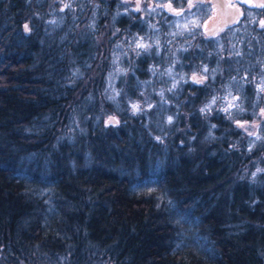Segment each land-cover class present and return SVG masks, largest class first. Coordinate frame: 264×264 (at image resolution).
Instances as JSON below:
<instances>
[{
    "label": "trees",
    "instance_id": "obj_1",
    "mask_svg": "<svg viewBox=\"0 0 264 264\" xmlns=\"http://www.w3.org/2000/svg\"><path fill=\"white\" fill-rule=\"evenodd\" d=\"M142 2L0 0V264H264L256 10L215 39Z\"/></svg>",
    "mask_w": 264,
    "mask_h": 264
},
{
    "label": "rangeland",
    "instance_id": "obj_2",
    "mask_svg": "<svg viewBox=\"0 0 264 264\" xmlns=\"http://www.w3.org/2000/svg\"><path fill=\"white\" fill-rule=\"evenodd\" d=\"M160 2H161V0H160ZM188 3L185 4L184 7H183V10H184V8H186L184 10V12L180 13L179 15H177V14H172L171 15V17H170V19H172L171 22H174L175 26H177L178 28L183 29V30H191L192 28H190V26H193V27L196 28L199 23H200V27L203 29L204 25H205V22H206L208 16L210 15V13L204 14L203 20H200L199 11L203 7L206 11L208 10V12H211V10L213 8L211 3L207 0L206 3H202L204 6L191 8V9H194V10H191V9L188 8ZM194 4L201 5L199 2H195ZM243 5H244V9H245L244 10V16L246 18L249 17V21H252V18H251L252 14H253L252 10L254 8H252V6H250L249 4H247L245 2H244ZM131 6H134V4H131ZM142 6H143V4L141 3V7ZM157 8H160V7H157ZM172 12H174V11H172ZM196 17H198V18H196ZM114 30H115V28H112L111 31L109 29L107 34L109 32H111V33L113 32L114 33L115 32ZM200 32H201V30H200ZM107 34H104V35L98 37V41L100 43H102V47L104 46V40H105ZM154 34H156V33H150V37H148L149 41H151L152 43H154L155 41H158V39H159L158 37H156V38L153 37ZM131 36H132V38L129 37V39L132 41L133 37H134V33L133 32L131 33ZM154 38H155V41L153 40ZM140 40L142 41L143 45H145L147 43V38L144 37V36L142 37V39H139V41H138L139 44H140ZM106 41H107V39H106ZM128 44H130V41L127 43V46H128ZM157 45H159V44H155V43L151 44L150 43V45H147V47L150 46L151 48L155 47V49H157L158 48ZM126 56H127V58H129L128 55H126ZM108 75L109 76L107 78V81L104 82V84H103L104 88H106L108 85H110L113 88H115V85H116L115 81H116V79L118 77L117 74H116V76H111L110 72H108ZM122 77L123 78H121V79L124 80L125 75H123ZM262 79L264 80V78H262ZM121 82H122V80H121ZM261 112H264V108H262V109L258 108L257 109V112L255 113L254 117L250 120L249 124L245 125V127H244L245 131H247L248 133H252L253 131L257 130V128H256L257 126L256 125H257V123L260 122L259 119H261ZM262 114H264V113H262ZM104 115H106V114H104ZM253 121H255L254 124H253ZM257 163H261L263 165V167L261 169H264V158H261V159L258 158L257 159Z\"/></svg>",
    "mask_w": 264,
    "mask_h": 264
},
{
    "label": "flooded vegetation",
    "instance_id": "obj_3",
    "mask_svg": "<svg viewBox=\"0 0 264 264\" xmlns=\"http://www.w3.org/2000/svg\"><path fill=\"white\" fill-rule=\"evenodd\" d=\"M207 0H191V2L194 4L195 2H199V3H206ZM211 5H212V10L211 12H208L207 10V13H210V15L208 16L206 22H205V25L206 26L205 28L202 29L201 32H203L206 36H208L209 38H215L218 37L219 35H222L226 32H229L230 29L236 25L239 24V22L242 20V18L244 17V2L249 4L250 6H252V8H254L256 10V13H255V20L257 21V36H263L264 37V28L260 27L259 25V21L260 20H264V8H260V7H256L255 5L256 4H259L261 2V0H225L226 1V4H229L230 6L231 5H236L240 8V11H241V14L232 22V23H229V24H226V25H222L220 26L219 25V22L221 20V14L218 13V7L217 5L212 1V0H208ZM160 1H154V0H149L148 4L151 5V6H154V5H158V4H166L168 3L169 1H166V2H161L159 3ZM128 3L129 4H134V8L136 9V5L137 3H139L141 5V3L143 4L142 0H128ZM173 6V5H172ZM173 8L175 9L174 12L170 11L169 9V13L170 14H177V13H182V9L183 7H179V8H176L173 6ZM177 14V15H179ZM141 17H144L145 14L144 13H141L140 15ZM217 26L216 30H214L213 32L209 33L207 32V30H209L210 28L212 27H215ZM261 50V49H259Z\"/></svg>",
    "mask_w": 264,
    "mask_h": 264
},
{
    "label": "snow or ice",
    "instance_id": "obj_4",
    "mask_svg": "<svg viewBox=\"0 0 264 264\" xmlns=\"http://www.w3.org/2000/svg\"><path fill=\"white\" fill-rule=\"evenodd\" d=\"M255 6H256V7H260V8H264V0H261V2H260L259 4H256ZM157 7L167 8V9H169L170 11H175V9H173V6H172V3H171V0H169V2L166 3V4H158ZM193 7H201V5L193 4V3L191 2V0H189L188 8L191 9V8H193ZM70 8H71V4H70V3H65L64 6H63V8L61 9V11H64V9H70ZM140 9H141V5H140L139 3H137V5H136V10L139 11ZM153 10H154V9H153ZM177 14H179V13H177ZM51 23H55V21H52ZM259 25H260V27L264 28V20H260V21H259ZM23 28H24V31H25L26 33H30V32H31V28L29 27V24H28V23H25V24L23 25ZM137 46H138V47H146L145 45H143V44H139V43L137 44ZM204 71L207 72V71H208L207 68H205ZM192 80H193V82L196 83V84H202V83H204V78H203V77H201V78H197L195 74L193 75ZM260 90H261V91H264V87H261ZM211 103H212V104H215V103H216V98H215V97L213 98V100H212ZM229 106L231 107V105H229ZM132 107H133V111H134V113H135L136 111L139 110V106H138V105H135V104H134ZM210 110H211V104L206 105L204 108H201V109H200L201 112H207V111H210ZM224 111H228V109L225 108ZM108 122H109V124H112V125H115V124H118V123H119V121L116 120L114 117H110ZM171 122H172V118L169 117V123H171ZM250 134H251V133H250ZM258 138H259V137H258ZM157 139L159 140L160 138L157 137ZM261 171H264V169H257V172H261ZM252 175H253V177H255L256 173H253Z\"/></svg>",
    "mask_w": 264,
    "mask_h": 264
},
{
    "label": "water",
    "instance_id": "obj_5",
    "mask_svg": "<svg viewBox=\"0 0 264 264\" xmlns=\"http://www.w3.org/2000/svg\"><path fill=\"white\" fill-rule=\"evenodd\" d=\"M218 7V13L221 14V20L219 22V25H226L229 23H232L240 14V8L236 5H229L226 4L225 0H212ZM217 26L210 28L209 30H207V32L211 33L214 30H216ZM110 117H114L116 120H118V118L114 115V114H109L106 118H105V122L109 123V118Z\"/></svg>",
    "mask_w": 264,
    "mask_h": 264
}]
</instances>
